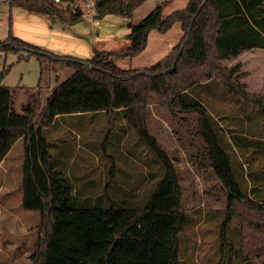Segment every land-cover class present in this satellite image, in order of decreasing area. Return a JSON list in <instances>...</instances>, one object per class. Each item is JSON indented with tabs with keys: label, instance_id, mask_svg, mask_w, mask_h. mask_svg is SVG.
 Masks as SVG:
<instances>
[{
	"label": "trees",
	"instance_id": "1",
	"mask_svg": "<svg viewBox=\"0 0 264 264\" xmlns=\"http://www.w3.org/2000/svg\"><path fill=\"white\" fill-rule=\"evenodd\" d=\"M59 1L73 7L78 3ZM143 1L96 0L93 19L99 20L106 13L131 18ZM8 5L9 9L52 15L63 24H72L82 16L65 6L60 8L54 0H9ZM163 6V2L158 3L131 25L125 47L94 49L87 58L55 54L15 36L10 28L0 41L2 52L25 51L40 60L57 58L73 69L52 89L38 113L39 101L34 95L21 112L14 111L11 89L1 82L8 68L0 70V162L22 138L21 204L24 210L40 214L31 264H180L179 233L187 215L181 208L173 162L145 124V104L151 95L169 112L197 115L213 172L228 192V209L239 212L242 218L241 256L257 257L264 264V202L251 198L236 180L233 160L222 140L224 134L199 98L201 89L211 90L220 83L237 99L258 105L264 127V93L246 89L240 81L239 63L231 67L219 63L244 50L264 48V0H188L184 8L165 16ZM177 22L183 32L181 39L156 64L139 68L117 65V58H132L145 48L152 29L164 33ZM96 112L109 116L122 113L157 164L151 185L141 197L122 193L111 179L100 185L76 176L67 171L71 165L68 158L53 154L46 129L57 116ZM231 256L229 253L228 264ZM223 260L221 255L220 264Z\"/></svg>",
	"mask_w": 264,
	"mask_h": 264
},
{
	"label": "rangeland",
	"instance_id": "2",
	"mask_svg": "<svg viewBox=\"0 0 264 264\" xmlns=\"http://www.w3.org/2000/svg\"><path fill=\"white\" fill-rule=\"evenodd\" d=\"M77 2L81 18L72 24H63L49 14L33 13L18 7L9 9L8 1L0 0V41L7 37L10 28L17 37L36 45L42 43L34 26L42 25L31 18L36 17L55 28L65 26L67 31L88 33L94 38L88 42L89 49L94 46L95 49L114 51L128 44L131 25L140 21L158 3H165L162 16L186 5L185 0H145L134 9L131 18L121 13H106L95 25V2ZM58 3L63 4L62 1ZM70 10L73 11V6ZM182 34L178 23L164 33L152 29L145 48L138 55L117 58L115 62L122 68L150 67L171 50ZM42 44L44 48H51L48 43ZM20 54L26 58H19ZM59 55L74 56V50L59 52ZM251 57L257 58V55ZM237 59H222L219 63L224 67L239 63L238 72L245 71L243 76L256 70L246 58ZM3 68H8V71L1 82L11 89V106L16 112H21L30 96L34 95L39 101L38 113L52 89L73 72L63 60H40L35 54L27 55L25 51H0V70ZM258 69V74L247 76L255 91L247 86L246 89L264 93V50H260ZM240 81L243 82L242 76ZM214 85L216 87L211 90L199 87L202 97L195 96L205 103L224 134L222 140L233 160L236 180L246 187L251 198L264 202L261 198L264 196V127L260 107L237 99L220 83ZM166 109L157 96L151 95L145 104V124L158 146L172 160L178 176L181 208L187 215L179 233L180 264H220L221 255L224 256L222 264H228L229 253L232 254L231 264H260L257 257L244 259L241 256L242 218L239 212L228 209V192L213 172L207 145L197 125V115ZM72 115L58 116L46 129L53 154L58 156L62 153L63 158L69 159L71 165L67 171L100 185L111 179L117 189L131 198L144 195L151 185L152 171L157 164L122 113L112 116L104 112ZM22 158L23 140L18 138L0 166V264H31L30 256L39 237V212L26 211L21 204Z\"/></svg>",
	"mask_w": 264,
	"mask_h": 264
},
{
	"label": "crops",
	"instance_id": "3",
	"mask_svg": "<svg viewBox=\"0 0 264 264\" xmlns=\"http://www.w3.org/2000/svg\"><path fill=\"white\" fill-rule=\"evenodd\" d=\"M187 1L188 0H185V3L186 4H187ZM58 2H57V5L60 8H63L65 6V2H62L63 3L62 5H59ZM71 7H72V5L70 6V9H71ZM65 9H66V6H65ZM31 18L32 19H36V20H38V21L41 22V23L40 22H37V23L38 24H41L42 27L39 26V25H34L35 26V29L41 35V37H40L41 42L42 43H48L47 45L49 47H51V48H49V49L44 48V46H43L42 43H39L38 46L41 45L40 47H42L44 49H47V50H49V51H51V52H53L55 54H58V55H59V52L60 53H63L64 51L70 50V49H73L74 50V56H78L80 58H82L83 56H84L83 58H87V57H90L92 55L93 50L95 48H93L94 46H91V48L89 49L88 48V42L90 40H93L94 38H92V36L89 35L88 33L67 31L66 30L67 27H65V26H62L61 28L60 27L55 28V27H53V25L47 24L45 22V20L42 19V18H36V17L35 18L31 17ZM99 21H100V19L99 20L94 19L95 25L97 23L99 24ZM177 23L180 26V23L179 22H177ZM147 40H148V37H147ZM92 43H93V41H92ZM260 50H264V48L255 47V48L247 49V50H244V51L240 52L238 54V56L231 58V59L234 58L235 60H238L237 58L243 57V58H246L250 62V64L252 66H255L256 70L254 72L250 73V74L248 73L245 76H243L245 74V71H241L242 77H243V82L245 84H247L246 85L247 88L249 90H252V91H255V90L253 88H251L250 82L248 81V77H252L256 73L258 74V71H259L258 67H260ZM87 52H88V54H87ZM254 54L257 55V58H252L251 57V55H254ZM227 59L228 58H226V60ZM252 59H255V63H252ZM70 116H74V115H70ZM9 151H8V153H9ZM7 154L5 155V157L0 162V166L5 161V158H6ZM2 187H3V185L1 186V188ZM9 193H11V191H9ZM21 193H22V191H21Z\"/></svg>",
	"mask_w": 264,
	"mask_h": 264
},
{
	"label": "water",
	"instance_id": "4",
	"mask_svg": "<svg viewBox=\"0 0 264 264\" xmlns=\"http://www.w3.org/2000/svg\"><path fill=\"white\" fill-rule=\"evenodd\" d=\"M70 3H67V5H66V9L67 10H69L70 9ZM73 13H74V15H79V14H81V8H80V6H78V5H75L74 7H73ZM83 63H84V65H86V66H89V64L87 63V62H84V61H82Z\"/></svg>",
	"mask_w": 264,
	"mask_h": 264
},
{
	"label": "built area",
	"instance_id": "5",
	"mask_svg": "<svg viewBox=\"0 0 264 264\" xmlns=\"http://www.w3.org/2000/svg\"><path fill=\"white\" fill-rule=\"evenodd\" d=\"M6 1H9V0H6ZM59 0H54V2H58ZM94 2L96 1V0H93Z\"/></svg>",
	"mask_w": 264,
	"mask_h": 264
}]
</instances>
